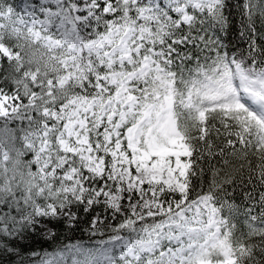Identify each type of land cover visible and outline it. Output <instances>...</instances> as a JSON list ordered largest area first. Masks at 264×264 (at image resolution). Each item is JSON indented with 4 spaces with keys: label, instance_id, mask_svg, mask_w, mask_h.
I'll list each match as a JSON object with an SVG mask.
<instances>
[{
    "label": "snow or ice",
    "instance_id": "6c2138e0",
    "mask_svg": "<svg viewBox=\"0 0 264 264\" xmlns=\"http://www.w3.org/2000/svg\"><path fill=\"white\" fill-rule=\"evenodd\" d=\"M0 264H264V0H0Z\"/></svg>",
    "mask_w": 264,
    "mask_h": 264
},
{
    "label": "trees",
    "instance_id": "16d2710c",
    "mask_svg": "<svg viewBox=\"0 0 264 264\" xmlns=\"http://www.w3.org/2000/svg\"><path fill=\"white\" fill-rule=\"evenodd\" d=\"M15 2L19 3V0H15ZM229 2L231 4H233V5H235L238 2V0H229ZM231 10H232V12L234 14V18L238 20L239 17H238V15H236V13H237L238 10L235 7H233ZM237 27H238V25H237ZM257 27L258 28L261 27V25L259 24V22L257 23ZM229 39L232 40L233 43H239L241 45V47H246V45H245V43L243 41H238L237 36H236L235 33H233V35L231 37L225 36V42L226 43H227V41ZM69 239H71V240L83 239V240L87 241L88 238H87L86 235H83L82 233H80L78 231L75 234H70L69 235ZM44 247H47V245H44Z\"/></svg>",
    "mask_w": 264,
    "mask_h": 264
},
{
    "label": "rangeland",
    "instance_id": "374dc122",
    "mask_svg": "<svg viewBox=\"0 0 264 264\" xmlns=\"http://www.w3.org/2000/svg\"><path fill=\"white\" fill-rule=\"evenodd\" d=\"M19 2H20V0H19Z\"/></svg>",
    "mask_w": 264,
    "mask_h": 264
}]
</instances>
